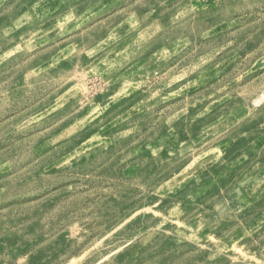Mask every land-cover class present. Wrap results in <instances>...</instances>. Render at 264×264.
I'll list each match as a JSON object with an SVG mask.
<instances>
[{
  "label": "rangeland",
  "instance_id": "rangeland-1",
  "mask_svg": "<svg viewBox=\"0 0 264 264\" xmlns=\"http://www.w3.org/2000/svg\"><path fill=\"white\" fill-rule=\"evenodd\" d=\"M0 264H264V0H0Z\"/></svg>",
  "mask_w": 264,
  "mask_h": 264
}]
</instances>
